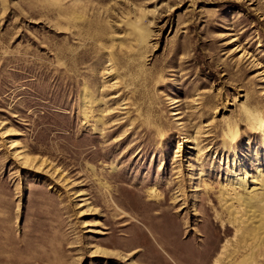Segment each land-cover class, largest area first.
<instances>
[{"label":"rangeland","instance_id":"374dc122","mask_svg":"<svg viewBox=\"0 0 264 264\" xmlns=\"http://www.w3.org/2000/svg\"><path fill=\"white\" fill-rule=\"evenodd\" d=\"M244 103L264 0H0V264H264V202L221 200L264 174Z\"/></svg>","mask_w":264,"mask_h":264},{"label":"bare ground","instance_id":"6f19581e","mask_svg":"<svg viewBox=\"0 0 264 264\" xmlns=\"http://www.w3.org/2000/svg\"><path fill=\"white\" fill-rule=\"evenodd\" d=\"M82 99H83V104H82L81 112L83 114L84 120H88L90 119L91 116H89V114L86 113L87 112L86 108L88 107L90 103L93 105L98 103V100H95L90 95V93L87 91L85 92ZM116 124H117L116 122H111L110 125L114 126ZM185 141L186 143L195 144V141L192 139L190 140L189 138L186 139ZM199 149L200 148H198V150ZM14 156L22 159L24 163L27 161V158L25 156L20 155L17 152H14ZM230 173L231 175L234 176L232 169ZM222 190H223L222 199H221L222 202L225 203L226 206H228V209L230 208V210H232L234 213L240 215L241 223L247 224L250 221L253 223L257 222L259 215L257 213L256 207H253L251 205L250 200H252L253 197L257 195L259 197V201L255 203L261 205L264 202V174H262L261 172H258L254 175V174L245 172L243 177L234 176L231 180V183H229L226 186H222ZM146 194L149 200H155L159 196L158 191L154 186L149 187L146 191ZM86 201L87 199L82 201L83 203L82 206H85L87 204ZM178 201H180V199L175 197L174 202L177 203ZM221 249L222 250L219 256L217 257V259L214 261V264H220V258L222 257L223 254H225L226 249L223 247ZM101 254L106 255L105 253H101Z\"/></svg>","mask_w":264,"mask_h":264},{"label":"clouds","instance_id":"9594fccd","mask_svg":"<svg viewBox=\"0 0 264 264\" xmlns=\"http://www.w3.org/2000/svg\"><path fill=\"white\" fill-rule=\"evenodd\" d=\"M241 118L248 125L249 131L264 134V108L244 103L241 105ZM240 136L239 123H237L235 135L231 138V143L235 144Z\"/></svg>","mask_w":264,"mask_h":264}]
</instances>
